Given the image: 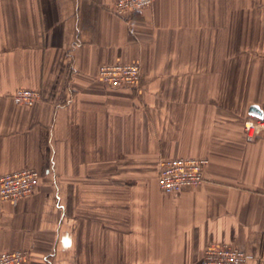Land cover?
<instances>
[{
    "label": "crops",
    "instance_id": "0c3cea01",
    "mask_svg": "<svg viewBox=\"0 0 264 264\" xmlns=\"http://www.w3.org/2000/svg\"><path fill=\"white\" fill-rule=\"evenodd\" d=\"M0 0V175L37 190L0 201V252L30 264H201L207 244L264 264V0ZM137 62V87L98 66ZM40 98L15 103L17 88ZM206 157L204 182L167 194L159 162Z\"/></svg>",
    "mask_w": 264,
    "mask_h": 264
},
{
    "label": "built area",
    "instance_id": "2783aa9c",
    "mask_svg": "<svg viewBox=\"0 0 264 264\" xmlns=\"http://www.w3.org/2000/svg\"><path fill=\"white\" fill-rule=\"evenodd\" d=\"M153 0H114L111 12L125 16L149 8ZM263 59H264V52ZM97 80L111 88L137 87L141 80V68L137 62H117L98 66ZM12 100L30 106L40 98L39 91L32 88H17L11 94ZM264 127V121L247 118L243 121V131L247 141H252L257 130ZM206 157H174L159 162L157 185L167 194L194 188L205 180ZM40 173L35 169H18L0 175V201H17L31 196L38 188ZM246 253L232 245L207 244L202 252L201 264H248ZM0 264H30V251L16 249L0 252Z\"/></svg>",
    "mask_w": 264,
    "mask_h": 264
}]
</instances>
